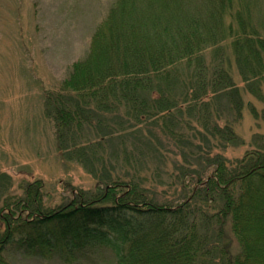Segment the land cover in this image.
<instances>
[{
	"label": "rangeland",
	"instance_id": "obj_1",
	"mask_svg": "<svg viewBox=\"0 0 264 264\" xmlns=\"http://www.w3.org/2000/svg\"><path fill=\"white\" fill-rule=\"evenodd\" d=\"M120 2L0 0V212L15 201L33 210L38 198L46 208H56L78 192L93 201L105 184L130 181L132 191L142 192L141 201L184 204L201 214L197 240H186V264H228L221 226L235 184L226 195L214 193L210 207L196 203L190 189L192 180L211 171L214 162L227 169L230 183L252 166L247 152L264 165V74L255 73V67L264 65V0H182L189 13L185 18L199 20L195 42L203 43L202 52L154 75L140 65V74L110 78L94 93L66 89L64 81L79 78L74 68L79 64L101 60L100 70L106 72L111 64L112 70L122 71L120 54L137 62L163 51L162 38L152 28L161 32L166 20L161 24L156 10L142 0H131L126 19ZM124 19L132 29H123ZM172 21V33H186L177 27L178 19ZM146 25L148 35L143 33ZM124 30L142 48H126ZM146 38L156 50L144 54ZM106 45L114 46L111 55L105 53ZM215 74L223 87L218 88ZM198 79L208 85L199 94L203 105L187 104L183 100ZM47 94L68 118L60 131V149L51 114H44ZM151 183L161 193L143 188ZM200 241L201 251L193 255ZM116 242L73 247L42 261L13 254L8 264H130L145 253L134 244ZM147 252L155 259L154 250Z\"/></svg>",
	"mask_w": 264,
	"mask_h": 264
},
{
	"label": "trees",
	"instance_id": "obj_2",
	"mask_svg": "<svg viewBox=\"0 0 264 264\" xmlns=\"http://www.w3.org/2000/svg\"><path fill=\"white\" fill-rule=\"evenodd\" d=\"M142 2L148 3L156 10L160 19L163 20L160 21L161 24L166 20L161 32L152 28L155 36H158V39L162 38L159 46L160 50H163L161 54L154 59L152 56L145 55L137 62H129V54H126L125 57L120 54L122 59L118 58L120 60L118 64L123 63L122 71L112 70L110 64L107 71L104 72L99 69L101 60L99 62L92 60L90 64L88 61L74 66L75 71L77 69L80 74L79 78H76L73 83L70 78L68 81H64L62 86L75 92L94 93L98 90L101 91L108 84L110 78L121 80L122 75L127 77L132 73L138 75L140 74L139 70L143 71V69H146L150 75H154L160 72L161 67L165 68L169 64L190 58V55L193 57L196 52H202L203 43L195 42L194 26L198 25L199 20L185 18L189 13H186V5H183L182 0H142ZM120 4L119 7L127 11L123 16L126 19L129 18L127 9L133 6L131 0H121ZM116 16L117 14L114 13L110 19L111 28ZM172 18H175V21L178 19L180 24L177 27L186 29V33L177 34V31L172 33ZM189 21L191 22L189 23ZM122 22L123 20H121ZM130 23L125 22L126 26H122L123 29H132L129 26ZM174 27L176 26L174 25ZM149 30L150 27L146 25L143 33L148 35ZM123 33V42H125L126 48L131 44L133 47L142 48L143 43H139V39L132 40L129 31L124 30ZM145 40L144 54L149 50L151 52L156 50L155 45L150 44L148 38ZM109 45H106L105 48ZM97 46L98 44L95 43L93 49ZM113 50L114 46H110L105 53L111 55ZM259 68L260 66L255 67V70L257 69L255 73L257 75L264 74V65L262 69ZM70 73L72 77V72ZM215 76L218 88L223 87L222 79L217 74ZM201 81L195 80L194 91L187 93L188 97L183 100L185 103L195 101V104L201 102L203 105V97H200L199 94L206 92L208 85L206 80ZM94 89L96 91H92ZM47 95L44 114L46 116L51 114V119L56 127L57 146L60 149V131L68 118L59 104H53V97ZM205 119L203 118L204 127L206 126ZM227 136L229 135L223 137ZM245 156L252 160L253 164L250 168H246L234 183H230L233 179L226 178V174H224L227 171L226 168L220 167L222 165L215 164L216 162L211 163L209 165L212 168L211 171H204L192 180L191 198L201 207H210L214 200V193L226 195L227 189L235 184L232 187L234 190L232 203L230 202L226 210L225 220L221 226L227 263L264 264V226L261 227L264 223L260 222H264V165L259 164L258 155H254V157L251 152H247ZM243 159L244 162L247 161L245 157ZM144 186L143 188L149 192L161 193V190L152 183L150 186ZM43 187L44 184L40 188L43 189ZM141 195L142 192L131 190L130 181H117L102 186L101 196L93 201L86 200L82 192L74 194L71 200H65L58 207L52 209L46 208L42 199L39 198L34 200L33 210L30 209V204L24 201H15L9 209L0 212V264H8L10 256L13 254L42 261L54 254L71 252L73 247L78 248L84 245L93 247L98 243L115 244L117 240L134 244L145 250L144 254H139L138 259L130 264H186V260H189V257L185 258L184 254V248L186 250L188 248L186 240L189 239L192 243H194V239L197 240L201 214L184 204L170 207L141 201ZM143 224V229L136 230ZM145 230H150L149 235H143ZM201 245L202 241L199 246L194 245L193 255L201 251ZM235 247H237L236 251H234ZM150 249L155 251V259L154 255L147 252ZM122 263L123 261L116 264Z\"/></svg>",
	"mask_w": 264,
	"mask_h": 264
}]
</instances>
